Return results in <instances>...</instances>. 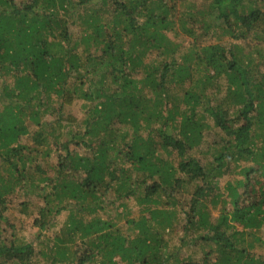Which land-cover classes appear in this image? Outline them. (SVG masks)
<instances>
[{"label":"trees","instance_id":"1","mask_svg":"<svg viewBox=\"0 0 264 264\" xmlns=\"http://www.w3.org/2000/svg\"><path fill=\"white\" fill-rule=\"evenodd\" d=\"M207 1L0 0V264H264V71L239 42L264 5ZM108 192L143 206L132 235L97 216ZM16 211L65 220L36 250L3 235ZM176 220L199 260L166 254Z\"/></svg>","mask_w":264,"mask_h":264},{"label":"rangeland","instance_id":"2","mask_svg":"<svg viewBox=\"0 0 264 264\" xmlns=\"http://www.w3.org/2000/svg\"><path fill=\"white\" fill-rule=\"evenodd\" d=\"M18 1V0H16ZM185 2L188 4L189 2L197 3L199 5H205L207 4V0H185ZM259 5H264V2L262 0H258ZM183 9V8H182ZM172 38L174 41L180 42L184 41V46H187L190 42L189 37L187 34L183 35L180 33L175 34L174 32L169 31L168 37ZM192 38V37H191ZM226 38L218 41L216 38L206 37L201 38L199 41L200 44H215L220 43L222 46H225L226 48L230 46V43L226 42ZM243 45V51L244 54L250 53L253 59V65L256 70L264 71V39L263 40H251L250 38L247 40H241L239 41ZM224 78H221V83L224 82ZM222 85V84H221ZM223 86V85H222ZM221 95V94H220ZM218 95V96H220ZM77 116L79 118H82L83 111H80ZM205 121H207L210 125L208 129H205L203 132L204 141L211 143L212 141H217L220 138L221 131L217 129V127L211 126L213 124V121L210 117L206 116ZM199 149H191L190 153L198 158L201 159V161L204 163L205 159L212 158V152L214 147L207 148L205 143L199 144ZM190 150V149H189ZM205 153V154H204ZM239 163H230V169L228 172H226L220 179H219V188L220 190L223 189V186L225 185L226 181L231 179L233 180L235 177H238L237 174L238 167H236L238 164H244V162ZM217 190V189H215ZM115 192H108L103 199L99 200L101 202L100 206H98L97 210V216L104 220H109L111 224L112 229H117L121 233L125 235H132L133 228L131 225L132 220H137L141 215H146V212H141V209L143 206L139 205L136 200L133 197H124V198H117ZM182 198V196H181ZM37 200V199H36ZM38 205L42 204V202L38 201ZM102 206V208H100ZM177 208V207H176ZM32 206L28 208V211L31 210L33 212ZM212 218L216 217V210L214 208H211ZM85 214V213H84ZM84 218H88V216H84ZM177 218L183 222L182 215H178ZM21 220V221H20ZM33 217L31 214H27L26 218L20 219L19 217V211H16L14 217L12 220H10V224H8L6 230L4 231L3 235L7 236L9 238L8 242L10 240L16 239L18 242H31L33 245H37L36 250L41 249L44 250L46 246V238L49 236H52L53 231L59 230L62 225L63 221L65 220V213L60 212L58 213L52 220H53V226L49 228L40 229L38 226L34 225L32 223ZM182 223H178L177 220L175 221L174 226L171 229H166L165 232H162L163 238L165 240V250L166 254H173L176 255L180 260L192 258L193 260H199L202 255L204 254V251L206 250V247L194 243L191 241V238L193 237L192 232H188L187 234H184L182 231ZM48 227V226H47ZM80 246V245H79ZM81 247V246H80ZM263 251L258 250V253H262ZM79 255L82 254V249L79 250ZM43 259H41L42 261ZM44 263H47L45 261H42ZM117 264H124L121 261H117Z\"/></svg>","mask_w":264,"mask_h":264}]
</instances>
